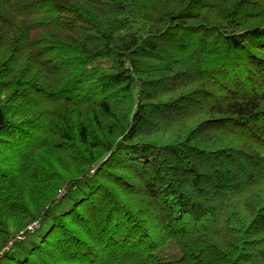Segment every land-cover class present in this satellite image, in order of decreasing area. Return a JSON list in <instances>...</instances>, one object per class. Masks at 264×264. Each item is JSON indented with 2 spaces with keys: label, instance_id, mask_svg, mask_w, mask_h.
I'll list each match as a JSON object with an SVG mask.
<instances>
[{
  "label": "trees",
  "instance_id": "obj_1",
  "mask_svg": "<svg viewBox=\"0 0 264 264\" xmlns=\"http://www.w3.org/2000/svg\"><path fill=\"white\" fill-rule=\"evenodd\" d=\"M20 233L0 264H264V0H0Z\"/></svg>",
  "mask_w": 264,
  "mask_h": 264
},
{
  "label": "rangeland",
  "instance_id": "obj_2",
  "mask_svg": "<svg viewBox=\"0 0 264 264\" xmlns=\"http://www.w3.org/2000/svg\"><path fill=\"white\" fill-rule=\"evenodd\" d=\"M61 191H62V193H63L65 190H61V189H60L59 193H60ZM49 222H50V221H48V220L43 221V222H42V226H41V228H40L39 230H36L34 234L29 235V236L27 237L25 243H23V244H24L26 247H28V246H30V241L37 242L39 235L43 234V233L46 231V229H47V227H48V225H49ZM34 224H36L35 221H30V222H28V223L26 224V229H29V228H30V231H32V228H31V227H32ZM30 231H29V232H30ZM21 235H22V234L20 233V235H18L16 238H14V239H12V240H9V241H14V240H16V239H19V238L21 237ZM9 241H8L6 244L0 246V249L6 247L7 244L9 243ZM12 246H13V243H12L11 247H12Z\"/></svg>",
  "mask_w": 264,
  "mask_h": 264
},
{
  "label": "built area",
  "instance_id": "obj_3",
  "mask_svg": "<svg viewBox=\"0 0 264 264\" xmlns=\"http://www.w3.org/2000/svg\"><path fill=\"white\" fill-rule=\"evenodd\" d=\"M40 227V224L36 222V224H34L31 228H32V231H30V228L27 229L28 231L30 232H33L34 230L38 229ZM14 241H9V243L7 244L6 247L0 249V255L3 254L5 251H8L12 245Z\"/></svg>",
  "mask_w": 264,
  "mask_h": 264
}]
</instances>
